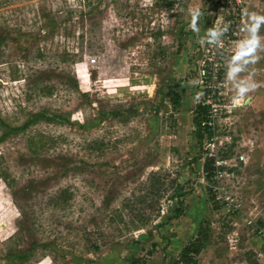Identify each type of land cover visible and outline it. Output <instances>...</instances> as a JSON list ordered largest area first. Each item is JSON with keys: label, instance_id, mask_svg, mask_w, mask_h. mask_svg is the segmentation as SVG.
<instances>
[{"label": "rangeland", "instance_id": "rangeland-1", "mask_svg": "<svg viewBox=\"0 0 264 264\" xmlns=\"http://www.w3.org/2000/svg\"><path fill=\"white\" fill-rule=\"evenodd\" d=\"M246 11L264 0H0V264H173L200 224L196 264H264V47L243 103L226 77Z\"/></svg>", "mask_w": 264, "mask_h": 264}, {"label": "clouds", "instance_id": "clouds-1", "mask_svg": "<svg viewBox=\"0 0 264 264\" xmlns=\"http://www.w3.org/2000/svg\"><path fill=\"white\" fill-rule=\"evenodd\" d=\"M199 17L198 10L193 13L191 20V28L194 32L200 33V26L196 23ZM264 25V15L255 12H245V20L242 26V32L245 34L242 39L235 42L234 52L229 57V62L226 69V77L231 82L234 90L233 102L243 103L246 99V94L255 87V84L250 78L245 79L239 76V73L244 71L246 64L252 58L258 48L264 47L260 34L261 26ZM226 31L221 27H210L205 30L204 35L200 37L201 42L219 44L220 37ZM195 83V81H193Z\"/></svg>", "mask_w": 264, "mask_h": 264}, {"label": "trees", "instance_id": "trees-1", "mask_svg": "<svg viewBox=\"0 0 264 264\" xmlns=\"http://www.w3.org/2000/svg\"><path fill=\"white\" fill-rule=\"evenodd\" d=\"M172 105L174 109H177L180 106V98L178 95H172L171 99ZM206 111V106L202 103L196 105L195 114L196 117L193 119V124L195 126L196 137L199 142H201L203 138V132L205 130H209L210 121L206 119L202 114ZM205 121V122H203ZM205 123V124H204ZM212 159L208 158L205 160L203 165V172L206 175L211 173L212 168ZM210 201L214 202L213 196H210ZM177 212H180L177 209ZM208 240V231L205 229L203 224H200L196 233V236L188 242L179 253V257L177 261L173 264H196L197 255L203 250Z\"/></svg>", "mask_w": 264, "mask_h": 264}, {"label": "built area", "instance_id": "built-area-1", "mask_svg": "<svg viewBox=\"0 0 264 264\" xmlns=\"http://www.w3.org/2000/svg\"><path fill=\"white\" fill-rule=\"evenodd\" d=\"M176 1H183V0H176ZM231 1L232 0H225V4H231ZM221 28H223V27L221 26ZM224 35H225V31L222 33L221 36H224Z\"/></svg>", "mask_w": 264, "mask_h": 264}]
</instances>
